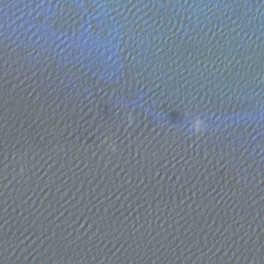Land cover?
I'll return each mask as SVG.
<instances>
[{"label":"water","instance_id":"1","mask_svg":"<svg viewBox=\"0 0 264 264\" xmlns=\"http://www.w3.org/2000/svg\"><path fill=\"white\" fill-rule=\"evenodd\" d=\"M0 264H264V0H0Z\"/></svg>","mask_w":264,"mask_h":264}]
</instances>
